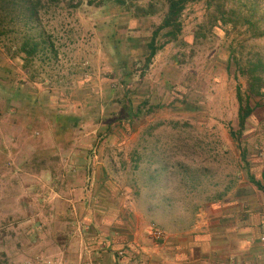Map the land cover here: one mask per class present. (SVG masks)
I'll list each match as a JSON object with an SVG mask.
<instances>
[{
	"label": "rangeland",
	"instance_id": "obj_1",
	"mask_svg": "<svg viewBox=\"0 0 264 264\" xmlns=\"http://www.w3.org/2000/svg\"><path fill=\"white\" fill-rule=\"evenodd\" d=\"M34 1L14 5L0 0V149L7 150V155L0 151V264L32 257L48 263L52 258L37 248L53 232L71 230L74 236L75 229L90 231L88 218L60 220L53 212L66 216L68 206L61 204L68 203L78 217L70 199L81 196L83 205L88 198L99 199L100 181L111 199L133 197L132 185L142 174L158 185L156 193L165 202L179 199L185 187L189 203L183 205L184 222L195 221L194 202L203 196L225 197L250 184L241 150L261 181L264 97H251L258 107L234 140L229 131L237 130L235 86L247 91L249 79L229 63L228 55L234 50L243 65H264V36L257 35L264 29V0L189 2L181 15V33L156 53L144 75L139 68L146 43L167 0H125L130 9L112 0H41L37 15L29 17L25 8ZM219 2L237 8L234 27L215 26ZM139 7L151 13L145 15ZM251 15L258 30L245 20ZM26 38L38 43L28 62L19 51ZM261 76L264 80V69ZM125 89L131 106L143 105L144 113L119 123L113 114L122 109ZM139 145L153 153L148 158L156 162L151 172L111 170L110 162L124 152L129 157ZM78 157L90 159V173L71 170ZM181 173L187 184L171 186L175 181L170 177L178 180ZM74 175L82 182L78 194L70 186ZM252 188L254 198L264 196ZM158 221L151 226L169 228V221ZM24 246L31 253L17 252Z\"/></svg>",
	"mask_w": 264,
	"mask_h": 264
},
{
	"label": "crops",
	"instance_id": "obj_2",
	"mask_svg": "<svg viewBox=\"0 0 264 264\" xmlns=\"http://www.w3.org/2000/svg\"><path fill=\"white\" fill-rule=\"evenodd\" d=\"M5 136L7 135L4 133ZM0 151L7 155L5 147ZM129 153V157L124 152L122 157V154L118 155L121 159L110 162L111 170L126 168L134 174L153 170L150 167L155 161L148 160L153 153L150 154L140 145ZM100 156L103 158V155ZM81 157L72 160L71 170L78 174L90 173L93 170L89 164L90 159L86 162V157ZM262 172L264 174V168L261 174ZM250 173L253 175L251 171ZM73 177L70 186L78 194L82 182L75 175ZM145 177L142 174V180L132 185L134 196L128 198L111 199L105 196L106 183L100 181L96 184L102 194L99 199L93 198L91 201L88 198L89 202L82 201L84 205L79 203L81 196L70 199L72 208L73 205L77 208L78 217L71 210L70 204L62 203L61 205L68 206L66 216L62 215V211L54 210L55 218L69 221L76 218L84 221L88 218L89 222H93L92 228L90 231L75 229L74 236L70 234L71 230L61 232L62 234L53 232L52 239L38 247L37 253L51 257V264H264V196L254 198L256 193L251 182V186L244 184L242 188L235 189L232 195L209 199H203V196L194 202L195 221L191 218L184 222L187 214L183 205L189 203L187 188L184 187L187 178L182 173L178 180L170 177V180L175 181L171 182V186L185 189L179 199L175 197L174 201L173 198H168L170 204L169 200L165 202L156 193L158 185L145 181ZM258 191L264 195V191ZM116 216L122 221L116 220ZM159 219H165L170 224L168 229L157 226L164 234L155 241L151 231L156 227H152L150 222L159 223ZM120 250L123 252L122 257L117 255ZM31 251V248L24 246L17 252L24 254ZM8 264L19 262L12 259ZM20 264L48 263L44 260L34 261L32 257L24 259Z\"/></svg>",
	"mask_w": 264,
	"mask_h": 264
},
{
	"label": "trees",
	"instance_id": "obj_3",
	"mask_svg": "<svg viewBox=\"0 0 264 264\" xmlns=\"http://www.w3.org/2000/svg\"><path fill=\"white\" fill-rule=\"evenodd\" d=\"M25 1V0H24ZM27 1V0H26ZM104 1V0H103ZM114 3L126 6L125 0H112ZM197 0H167L166 11L162 17L161 22L153 28L151 34L149 36V40L146 43V53L143 56L142 67L139 69L142 70V75H144L145 70L151 64L153 57L156 53L162 49L167 43L176 39L177 36L182 31V22L181 15L186 5L189 2H194ZM11 2L12 4H16L17 0H2V3L7 4ZM41 5V0H36L34 2H30L29 5H26V10L29 12V17H34L37 15V8ZM131 5V4H130ZM129 5V6H130ZM129 6H126V9H130ZM254 7L256 5L254 4ZM137 10L144 11L143 14H149V11L146 8L139 7ZM128 11V10H127ZM256 12V9H254ZM237 15V8L234 6L227 7L225 2H219L216 4V9L214 13L215 26L219 27H227L230 28L235 26V18ZM252 15L249 18H245L246 21L250 23L252 29L258 28L255 26L256 22H253L251 19ZM259 21V20H256ZM258 36H264V29H260L257 32ZM163 37L162 41H159V38ZM38 43L29 40L26 38L19 47V51L24 54V58L22 60L24 62L30 61L33 56L37 53ZM241 56L235 53L234 50L230 51L228 55V60L230 62H234L236 66V71L239 74L247 75L249 79V87L247 91H243L240 85L235 86V96L238 102V112H237V130H230V136L234 140H239L242 133L246 129L247 121L252 116L256 108L258 107V103H251V97H264V80L261 76V72L264 69V65L261 61L257 63H249L247 62L245 65L242 64ZM249 63V64H248ZM116 71V69H115ZM141 75V76H142ZM143 77V76H142ZM126 90V89H125ZM124 102L122 104V109L119 113L113 114L115 118L113 120H119V123L122 120H126L128 122L132 121L133 118H137L142 112L143 105H136L135 107L131 106V101L129 99L127 90L123 92ZM115 101H119L117 98ZM73 120L76 122L78 118H69V120ZM109 126V125H108ZM110 130V127L107 128ZM240 159L242 161V165L246 171V176L249 182H251L258 190L264 191V174H261V181H257L254 176L250 173L248 168V163L245 158V151H240Z\"/></svg>",
	"mask_w": 264,
	"mask_h": 264
},
{
	"label": "built area",
	"instance_id": "obj_4",
	"mask_svg": "<svg viewBox=\"0 0 264 264\" xmlns=\"http://www.w3.org/2000/svg\"><path fill=\"white\" fill-rule=\"evenodd\" d=\"M151 233H152V237L154 239H160L163 236V231L162 230H159V229H156V228L152 229ZM262 240H263V238H262ZM117 255L119 257H122L123 256L122 250L118 251L117 252ZM51 263H52L51 261L48 262V264H51Z\"/></svg>",
	"mask_w": 264,
	"mask_h": 264
}]
</instances>
